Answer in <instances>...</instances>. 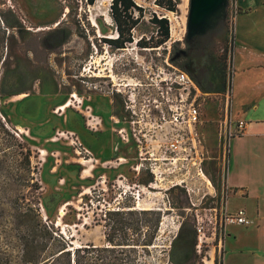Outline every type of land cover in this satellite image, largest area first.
<instances>
[{
	"label": "rangeland",
	"instance_id": "obj_1",
	"mask_svg": "<svg viewBox=\"0 0 264 264\" xmlns=\"http://www.w3.org/2000/svg\"><path fill=\"white\" fill-rule=\"evenodd\" d=\"M155 1L138 0L144 20L120 49L105 42L117 35L111 0H0V116L32 151L30 176L12 155L0 164V264H29L20 259L19 221L6 210L32 193L43 219L76 246H105L107 212L134 206L161 213L155 244L138 249V264H223L225 250V264H264V137L232 148L224 135L227 111L243 116L244 100L264 88V0H226L211 26L195 32L190 0L177 12ZM13 12L21 25L3 34ZM153 14L168 17L174 33L161 47H140L154 33ZM203 54L218 67L214 91L190 81L170 88L180 70L193 80ZM190 103L197 123L174 121L175 106L186 115ZM176 134L187 150L171 151ZM234 167L232 180L249 189L228 183ZM241 208L249 225L221 224Z\"/></svg>",
	"mask_w": 264,
	"mask_h": 264
},
{
	"label": "trees",
	"instance_id": "obj_2",
	"mask_svg": "<svg viewBox=\"0 0 264 264\" xmlns=\"http://www.w3.org/2000/svg\"><path fill=\"white\" fill-rule=\"evenodd\" d=\"M87 5H93L97 0H83ZM156 4L170 11H179L180 0H156ZM110 15L116 25V37L105 38L110 46L124 48L128 43L135 41V30L145 17V8L138 0H111ZM5 24L1 31L6 34L21 25L20 17L13 12L12 17H4ZM150 22L154 26V33L150 37H141L137 44L144 48H158L165 45L171 38V23L168 17L153 14ZM4 38V36H3ZM6 52L0 47V64L4 61ZM198 74L192 76L194 82L204 92H212L217 65H213L215 58L208 55L195 57ZM227 56L221 58L223 67L227 63ZM225 73V71H224ZM223 73L221 86L226 87V74ZM19 91L9 92L8 95L20 94ZM20 133L15 134L0 116V164L5 162V157L12 155L15 161L22 165L24 170L31 175V147L22 140ZM30 177L27 181L33 180ZM30 202H26L27 196L21 201L19 196L13 197L10 206L6 210L10 218L18 219L17 236L22 241L20 248L21 262L29 264H138L136 259L139 248L147 251L148 247L155 244V237L160 229L161 213L154 209H136L129 206L128 209H115L107 212L105 227V246H75L64 234L57 230L53 224L45 221L39 207L40 194L32 193ZM146 230V232H144ZM138 235V237H136ZM100 251L110 254L96 255ZM26 255V258H25ZM108 259L105 261V259ZM215 264H218L217 262Z\"/></svg>",
	"mask_w": 264,
	"mask_h": 264
},
{
	"label": "built area",
	"instance_id": "obj_3",
	"mask_svg": "<svg viewBox=\"0 0 264 264\" xmlns=\"http://www.w3.org/2000/svg\"><path fill=\"white\" fill-rule=\"evenodd\" d=\"M171 80V84L169 85L170 88H172V86L174 84H184L187 82H191V84L193 85V87H195V89H199L197 84L194 82V80H192L189 76V74L185 71H178L175 73L174 78H170ZM173 84V85H172ZM190 92V89H189ZM183 100V99H182ZM157 107H159V105H156ZM178 107L177 105L175 106V113H174V121L179 122L180 118L182 120L186 119L185 121H187V123L192 126L195 123H197L198 117H199V108L194 104V103H190V105L187 107V114L183 115V112L178 113L177 112ZM229 111V110H228ZM228 114H230V116L227 115V120H226V128H225V132L224 135L226 137V140H230L238 135H241L244 133L246 126H247V121L243 118H234L233 116V112L232 110L230 112H228ZM97 121L95 123H98V118H96ZM192 140L193 137H192ZM184 136L181 135H174L170 138L169 141V148L171 149V151H175L178 152L180 150H187L188 147H185L184 145ZM194 145V144H193ZM144 157V156H142ZM167 158V157H166ZM171 159H174V157H170ZM178 158V157H177ZM250 219L247 216L245 210L240 209L237 212H225L223 214V217L221 219V224L228 226L231 224H239V225H249L250 224Z\"/></svg>",
	"mask_w": 264,
	"mask_h": 264
},
{
	"label": "crops",
	"instance_id": "obj_4",
	"mask_svg": "<svg viewBox=\"0 0 264 264\" xmlns=\"http://www.w3.org/2000/svg\"><path fill=\"white\" fill-rule=\"evenodd\" d=\"M249 14H252V13H249ZM244 16H247V14L243 15L241 20L244 18ZM239 33H240V23H239ZM242 111H243V114H242L243 116H241L239 118L245 119L247 121V126H246V129H245L243 134L235 136V137H233V139L230 140V145L232 146V148H233V144L236 141H241V140L245 139L246 137H249V136H254V137L262 136V137H264V88L259 92L258 95L254 96L252 98L250 97V99L244 100V103L242 105ZM231 146H230V150H231ZM232 151H233V149H232ZM113 153H114V151H113ZM230 153H231V151H230ZM141 158L142 157H140V159ZM236 175H237V169H236V167H234L233 170H231V172L229 173V175L227 174L228 183L230 185L236 186V187H247L246 185H243L242 183H238V182H235L234 180H232V178H234ZM260 195L261 194H257V196H259V197H260ZM245 212H246L247 216L249 217L248 212L246 210H245ZM257 214H258L257 215V222H258L257 227L260 228V224L262 223V221L264 219V211H262V213H260V210L257 209ZM225 243H226V238L224 241V249H225ZM96 245L97 244H95V246ZM225 254H226V250L224 252L223 264H225ZM226 260H227V258H226Z\"/></svg>",
	"mask_w": 264,
	"mask_h": 264
},
{
	"label": "water",
	"instance_id": "obj_5",
	"mask_svg": "<svg viewBox=\"0 0 264 264\" xmlns=\"http://www.w3.org/2000/svg\"><path fill=\"white\" fill-rule=\"evenodd\" d=\"M225 2L226 0H190L192 32H195V29L200 26H211L212 21L223 11Z\"/></svg>",
	"mask_w": 264,
	"mask_h": 264
},
{
	"label": "bare ground",
	"instance_id": "obj_6",
	"mask_svg": "<svg viewBox=\"0 0 264 264\" xmlns=\"http://www.w3.org/2000/svg\"><path fill=\"white\" fill-rule=\"evenodd\" d=\"M171 32H172V34L174 33V29H173V28H171ZM190 35H191V34H190ZM190 37H191V36H190ZM67 105H70V104H68V103L65 104V105L63 106V108L66 107ZM88 170H89L88 168L85 169V172H87ZM78 246H80V245H78ZM206 264H211V263H210V261H209V262H206Z\"/></svg>",
	"mask_w": 264,
	"mask_h": 264
},
{
	"label": "flooded vegetation",
	"instance_id": "obj_7",
	"mask_svg": "<svg viewBox=\"0 0 264 264\" xmlns=\"http://www.w3.org/2000/svg\"><path fill=\"white\" fill-rule=\"evenodd\" d=\"M141 159H142V160H147V159H149V158L146 157V156H144V157H142ZM207 261H210V263L212 264V260H207ZM207 261H206V262H207Z\"/></svg>",
	"mask_w": 264,
	"mask_h": 264
}]
</instances>
